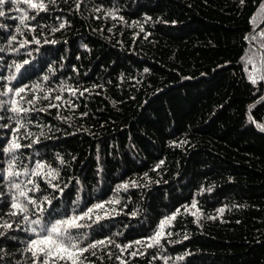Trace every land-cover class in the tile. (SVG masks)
Listing matches in <instances>:
<instances>
[{
	"label": "trees",
	"instance_id": "1",
	"mask_svg": "<svg viewBox=\"0 0 264 264\" xmlns=\"http://www.w3.org/2000/svg\"><path fill=\"white\" fill-rule=\"evenodd\" d=\"M43 2L0 16V264H41V227L96 204L72 242L112 243L82 264H264V0ZM14 197L41 225L9 215Z\"/></svg>",
	"mask_w": 264,
	"mask_h": 264
},
{
	"label": "snow or ice",
	"instance_id": "2",
	"mask_svg": "<svg viewBox=\"0 0 264 264\" xmlns=\"http://www.w3.org/2000/svg\"><path fill=\"white\" fill-rule=\"evenodd\" d=\"M20 2L28 4L30 8L36 9L38 12L39 11H45L47 8V6L44 4L43 0H39V2H37V0H0V16L4 15L2 8L6 3L18 4ZM52 2L54 3L55 0H52ZM241 3H243V0H241ZM262 9H264V5H262ZM17 10L19 11V9H17ZM20 22H21V24H23L24 19H21ZM254 22H255V16L250 18V23H254ZM60 27L63 28L64 25L61 24ZM18 31H19V29H18ZM261 34L264 35V33H261ZM12 39L15 40V37L13 36ZM35 42L39 43V41H35ZM53 43H54V41H53ZM0 51H2V49H0ZM27 63H28V61H24V64H27ZM249 63H251V60H249ZM14 66H15L16 72H19L20 69L23 67V65H21V64H15ZM8 79L13 80V79H15V76H10V77H8ZM45 79H47V77H45ZM249 79L251 80V82L253 84H255L257 82V80L252 75L249 76ZM25 87H20V88L15 89V94L17 96H19L20 93H23L25 91ZM35 87L39 88V85H36ZM72 91H73V95H74L75 90H72ZM7 92H13V89L9 87L7 89ZM7 92L0 93V95H7ZM81 95H83V93H81ZM44 98L47 99L48 97L45 96ZM57 99H59V97H57ZM28 102L34 103L35 101L32 100V101H28ZM11 111L18 113L20 111H27V109H20L18 106H16V102L13 101V107L11 108ZM249 119L250 120L252 119L251 116H249ZM21 127H23V125H21ZM257 127L260 128L262 131H264V126L257 125ZM20 147H21V145L18 142H16L15 140H13L8 145V147L3 149V151L5 153H13L17 149H19ZM61 163H63V161H61ZM45 167L46 166L44 164L38 163L36 165V168L32 170V174L34 176L46 175L47 177H50V180L48 181L49 185L51 187H54V188L58 187L57 185L51 184V180L57 179L58 173H56L54 170H51V169H49L47 171V173H44ZM13 168H14V165L10 162L8 169H7V177H5V178H11L13 176L19 175V173L13 171ZM25 175H27V173H25ZM28 183H33V181L29 180ZM12 187L15 189H20V184L14 183L12 185ZM120 187L127 188L128 185L125 184V185H122ZM36 190H39V185L33 184V188L30 189V191H36ZM61 191H63V190L61 189ZM117 191H119V187H118ZM19 195L25 197L28 204L36 205V201L29 198L27 196V192L20 191ZM44 199L47 203H51V201L48 200V197H45ZM118 202H119L118 200L117 201H109V203H118ZM11 207H12V209H14V211L9 213V215H12V216L22 215L23 220L25 222H28L30 225L31 224L41 225L40 219L29 221V217L26 215V213L28 211L27 206L25 204L18 202V199L16 197L13 198V202H12ZM103 207H104L103 204H96L93 208H89L87 210V212L83 213V215L72 216V217H69L67 219L58 220L54 224H52L50 227L42 226L41 232L43 233V235L37 233L38 238L31 241V246L29 248V251L32 252V255L34 257H37V258H39L40 256L44 257V259L41 261V264H49L50 259L53 257H55L56 260H71L72 264H82V261L80 260V256H82L84 252L89 251V249L97 248L99 245H105L106 243H112V241L109 240L106 242L104 240H100V241H96L95 243L88 245V247L80 248L77 243L72 242L73 238H72L69 230L72 228L84 227V225L78 223V221L83 220L86 217L90 218V214L94 211V209H99V208H103ZM191 207L196 208V201L195 200H193ZM43 210H44L43 208L40 209V211H43ZM185 211H188L187 207L185 208ZM219 211H220V213H223L224 210L220 209ZM177 213H179V209L177 210ZM192 215L196 216L197 213H192ZM174 219H175V214L169 218H165L164 220L160 221L159 231L156 233L155 236L149 238L152 241V243H149L148 247H152L153 244H159V237H161V235L163 234L165 226L170 225L171 221ZM198 219H199V217L197 216V220ZM11 227H12V224L8 223L7 221H5L3 224H0V228H4L6 230L10 229ZM31 231L33 233H36L37 229L31 228ZM2 234L3 233H0V235H2ZM185 239H187V237H185ZM134 243L135 244H143L144 242L141 240H137ZM117 247H120V246L117 245ZM130 247H132L131 244L125 246V248H130ZM122 250H124V249H122ZM76 251H78L80 253V255H76L75 254ZM93 255H95V253H93ZM132 255L135 256L136 253L133 252ZM180 259H183V257H180Z\"/></svg>",
	"mask_w": 264,
	"mask_h": 264
}]
</instances>
